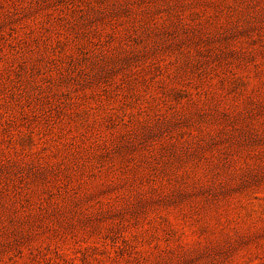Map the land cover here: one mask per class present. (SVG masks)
<instances>
[{"label":"rangeland","instance_id":"374dc122","mask_svg":"<svg viewBox=\"0 0 264 264\" xmlns=\"http://www.w3.org/2000/svg\"><path fill=\"white\" fill-rule=\"evenodd\" d=\"M0 264H264V0H0Z\"/></svg>","mask_w":264,"mask_h":264}]
</instances>
